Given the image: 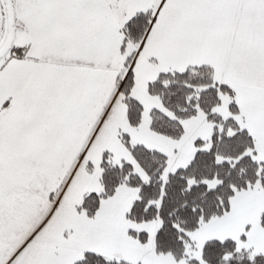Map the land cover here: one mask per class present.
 <instances>
[{
	"label": "snow or ice",
	"instance_id": "snow-or-ice-1",
	"mask_svg": "<svg viewBox=\"0 0 264 264\" xmlns=\"http://www.w3.org/2000/svg\"><path fill=\"white\" fill-rule=\"evenodd\" d=\"M0 264H264V0H0Z\"/></svg>",
	"mask_w": 264,
	"mask_h": 264
}]
</instances>
